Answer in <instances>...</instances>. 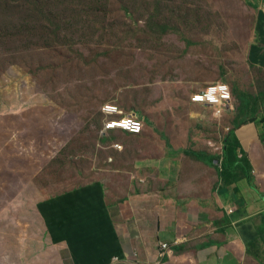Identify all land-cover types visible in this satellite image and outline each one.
Instances as JSON below:
<instances>
[{
  "label": "rangeland",
  "instance_id": "1",
  "mask_svg": "<svg viewBox=\"0 0 264 264\" xmlns=\"http://www.w3.org/2000/svg\"><path fill=\"white\" fill-rule=\"evenodd\" d=\"M254 1H3L0 203L12 201L0 205L3 261L26 263L36 244L46 247L42 210L50 218L63 215L67 197L96 181L104 185L105 195L120 199L141 182L133 166L140 152L137 140L120 132L103 136L106 90L109 101L122 103L123 108L143 107L153 119L167 121L188 119L196 108L177 107L175 95L154 86L157 74L178 80L191 70L195 75L220 71L240 94L262 89L264 72L246 60ZM41 102L60 114L58 126L50 131L47 116L35 107L26 116L27 103L31 107ZM8 103L13 113L8 112ZM238 104L237 99L235 107ZM200 113L190 122L193 128L197 119L210 122L202 133L214 139V151L226 138L235 112L217 117L210 108ZM148 133L144 123L140 135ZM111 142L120 148L112 149ZM8 217L18 223V230L13 232Z\"/></svg>",
  "mask_w": 264,
  "mask_h": 264
},
{
  "label": "crops",
  "instance_id": "2",
  "mask_svg": "<svg viewBox=\"0 0 264 264\" xmlns=\"http://www.w3.org/2000/svg\"><path fill=\"white\" fill-rule=\"evenodd\" d=\"M252 14L246 60L264 72V0L254 1ZM174 78L157 74L154 86L175 95L177 107L192 110L194 106L196 109L188 119L155 120L145 108H123L122 103L109 101V89L104 92L105 104L115 103L124 113L138 115L149 132L147 136L120 132L124 138L132 137L139 143L137 164L133 166L141 182L135 184L137 188L132 194L120 199L105 195L104 185L96 181L67 197L62 203L63 215L50 218L42 210L40 219L48 243L46 247L36 244L33 258L21 264H112L114 258L130 264H264L261 118H250L236 131L253 167V180L242 178L241 172L235 173V179H223L220 161L224 158L226 139L218 142L213 151L214 139L202 133V127L210 122L194 120L193 128L190 121L192 117L199 118L202 110L213 108L194 103L192 95L211 83L226 80L225 73L195 75V70H191L178 80ZM145 87L141 86V90ZM236 102L235 98L225 115L236 110ZM28 103L26 116L35 107L47 116L48 131L58 126L60 114L52 111L53 105L41 102L30 107ZM8 105V112L13 113L12 104ZM105 122L106 118L103 136L119 131L105 129ZM160 131L162 135L158 134ZM118 144L111 142V148L117 149ZM143 145L152 150L141 152ZM11 202L2 201L0 205ZM7 220L14 225L13 232L18 230L12 217ZM163 245L170 249L164 251ZM29 247L30 244L27 251ZM1 255L0 252V264H8Z\"/></svg>",
  "mask_w": 264,
  "mask_h": 264
},
{
  "label": "trees",
  "instance_id": "3",
  "mask_svg": "<svg viewBox=\"0 0 264 264\" xmlns=\"http://www.w3.org/2000/svg\"><path fill=\"white\" fill-rule=\"evenodd\" d=\"M14 4L15 0H0V5ZM98 6H101L98 4ZM131 10V9H127ZM264 85V83H263ZM257 93H252L250 95L246 92L240 94L235 88L233 89L236 98L239 100V104L235 107L236 110H232L230 114L234 112L233 125L230 127L229 132L226 135V148L223 161L221 163V176L222 178L235 179V173L241 172L242 178H250L253 180V167L251 166L248 158L246 157V152L242 148V144L237 136V128L242 124L249 121L252 117L261 118V123L264 125V87ZM119 116H112L109 119H118ZM105 127V126H104ZM114 130H119L115 132H122L131 136L132 133L123 131L121 129L115 128ZM142 133V132H141ZM140 134V133H139ZM262 140L264 141V131L262 132ZM216 159V161H218ZM205 248V247H204Z\"/></svg>",
  "mask_w": 264,
  "mask_h": 264
},
{
  "label": "built area",
  "instance_id": "4",
  "mask_svg": "<svg viewBox=\"0 0 264 264\" xmlns=\"http://www.w3.org/2000/svg\"><path fill=\"white\" fill-rule=\"evenodd\" d=\"M226 85L225 90L222 86ZM227 93V95H226ZM192 101L199 104L211 105L214 108V114L217 117H222L225 112L235 101L233 89L229 83L224 81H217L209 84L206 88L194 93ZM106 116L105 129H121L132 134H139L143 131V121L135 114H126L115 103H106L101 108ZM119 116L118 119H109L110 117ZM116 148L120 146L116 145ZM162 249L167 251L168 246L163 245ZM112 264H124V261L115 259Z\"/></svg>",
  "mask_w": 264,
  "mask_h": 264
},
{
  "label": "clouds",
  "instance_id": "5",
  "mask_svg": "<svg viewBox=\"0 0 264 264\" xmlns=\"http://www.w3.org/2000/svg\"><path fill=\"white\" fill-rule=\"evenodd\" d=\"M225 90L227 89V86L226 85H224V86H222ZM226 95H227V93H226Z\"/></svg>",
  "mask_w": 264,
  "mask_h": 264
},
{
  "label": "water",
  "instance_id": "6",
  "mask_svg": "<svg viewBox=\"0 0 264 264\" xmlns=\"http://www.w3.org/2000/svg\"><path fill=\"white\" fill-rule=\"evenodd\" d=\"M256 118H253V122H255Z\"/></svg>",
  "mask_w": 264,
  "mask_h": 264
}]
</instances>
